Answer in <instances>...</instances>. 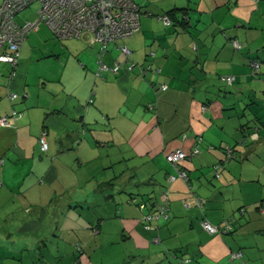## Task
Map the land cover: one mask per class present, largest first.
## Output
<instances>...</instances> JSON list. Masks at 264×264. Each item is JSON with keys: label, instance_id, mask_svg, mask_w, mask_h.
I'll return each instance as SVG.
<instances>
[{"label": "crops", "instance_id": "obj_1", "mask_svg": "<svg viewBox=\"0 0 264 264\" xmlns=\"http://www.w3.org/2000/svg\"><path fill=\"white\" fill-rule=\"evenodd\" d=\"M142 11L103 56L42 25L0 63V264H264V0Z\"/></svg>", "mask_w": 264, "mask_h": 264}, {"label": "built area", "instance_id": "obj_2", "mask_svg": "<svg viewBox=\"0 0 264 264\" xmlns=\"http://www.w3.org/2000/svg\"><path fill=\"white\" fill-rule=\"evenodd\" d=\"M39 4L34 20H26L19 23L16 17L28 9L33 3ZM139 6L134 0H1L0 1V63H11L17 67L19 53L28 35L37 31L42 25L47 26L58 39L80 38L84 33L92 35L94 44L100 47V56L107 51L110 43L133 36L140 30L141 16ZM165 25L171 22L168 17H160ZM239 46V43L236 42ZM129 58L131 51L128 47L121 48ZM3 51V52H1ZM130 69L135 66L130 64ZM107 71L117 72L120 65L114 69L102 65ZM254 68L259 69L260 64L254 63ZM228 82H233L234 77H228ZM163 90L167 86L162 87ZM18 94L12 93L10 98L15 100ZM22 116V113L14 110L12 116L0 117V126H11L13 121ZM40 146L42 152L49 150V143L46 134L40 136ZM195 152H198L196 150ZM228 159L234 157L232 151L228 152ZM188 157V154L181 149H177L167 155V161L176 166L178 175H171L169 182L173 183L177 177L188 181L186 171L179 168V164ZM166 207H161V213ZM158 216L150 215L147 220L152 221ZM204 231L215 234L220 230L208 220L201 221ZM230 229V227H227ZM240 253H234L232 258H240Z\"/></svg>", "mask_w": 264, "mask_h": 264}, {"label": "rangeland", "instance_id": "obj_3", "mask_svg": "<svg viewBox=\"0 0 264 264\" xmlns=\"http://www.w3.org/2000/svg\"><path fill=\"white\" fill-rule=\"evenodd\" d=\"M155 1H162V0H135V2L139 4L141 7H144L145 4H147V6L149 7L150 2L151 4L154 5ZM38 9H39V4L37 2L33 3L28 9H26L16 17L17 22L24 23L28 19L34 20L36 16V11Z\"/></svg>", "mask_w": 264, "mask_h": 264}, {"label": "trees", "instance_id": "obj_4", "mask_svg": "<svg viewBox=\"0 0 264 264\" xmlns=\"http://www.w3.org/2000/svg\"><path fill=\"white\" fill-rule=\"evenodd\" d=\"M134 2H135V0H134ZM136 3V2H135ZM137 4V3H136ZM138 6H139V8H140V12L142 13V15H143V11H142V7L139 5V4H137ZM141 15V16H142ZM161 17H168V19L170 20V24H172L173 22H174V20H175V15H174V13H172V12H170L169 14L168 13H166V14H164V15H162ZM169 24V25H170ZM166 26H168V25H166ZM141 28V27H140ZM1 52H3V51H1ZM132 63V62H131ZM254 63H258V62H254ZM14 71H15V67H14ZM12 94V93H11ZM10 94V95H11ZM15 109H13L12 110V112L14 111ZM17 111V110H16ZM227 155H228V152H227ZM228 157V156H227ZM160 210V209H159ZM157 211V213L159 212L160 213V211ZM154 216H158V214L157 215H155V214H153ZM160 216V215H159ZM146 221V220H145ZM228 231V228L225 230V232H227ZM240 253V252H239ZM241 254V256H242V253H240Z\"/></svg>", "mask_w": 264, "mask_h": 264}]
</instances>
